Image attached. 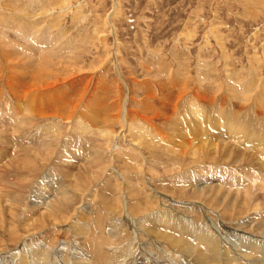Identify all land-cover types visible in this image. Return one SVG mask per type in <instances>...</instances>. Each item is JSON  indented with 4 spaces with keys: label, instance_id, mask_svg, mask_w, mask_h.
Returning a JSON list of instances; mask_svg holds the SVG:
<instances>
[{
    "label": "rangeland",
    "instance_id": "obj_1",
    "mask_svg": "<svg viewBox=\"0 0 264 264\" xmlns=\"http://www.w3.org/2000/svg\"><path fill=\"white\" fill-rule=\"evenodd\" d=\"M119 4L113 35L114 0H0V264L22 248L67 264L61 250L75 246L85 251L76 264H105L96 249L116 264L133 242L141 253L129 264L147 254L166 264L164 248L192 244L264 262V0ZM105 64L88 87L80 71Z\"/></svg>",
    "mask_w": 264,
    "mask_h": 264
},
{
    "label": "bare ground",
    "instance_id": "obj_2",
    "mask_svg": "<svg viewBox=\"0 0 264 264\" xmlns=\"http://www.w3.org/2000/svg\"><path fill=\"white\" fill-rule=\"evenodd\" d=\"M120 14V4H119V0H114V10L110 13V14H108V16H107V18H106V20H105V23L107 24V25H110V27H112L113 28V30H112V33H113V35H116V32H115V26H114V23H113V19L115 18V17H117L118 15ZM120 16V15H119ZM31 26V25H30ZM29 25H28V27H30ZM15 28V27H14ZM18 30V29H17ZM17 30H15V31H17ZM20 30V29H19ZM33 30V27H32V29H31V31ZM21 31V30H20ZM19 31V32H20ZM32 33V32H31ZM21 34V33H20ZM19 34V35H20ZM35 34V33H34ZM103 36H105V35H103ZM102 35H101V40L103 39L102 37H103ZM29 37V36H28ZM37 37V36H36ZM23 38H24V36H23ZM37 38H39V37H37ZM40 39V38H39ZM39 39H37V41H39ZM50 39V38H49ZM8 40V39H7ZM30 40H31V38H30ZM34 40V39H33ZM41 40V39H40ZM45 40V39H44ZM10 41V40H9ZM103 41V40H102ZM118 41V40H117ZM44 42H46V40L44 41ZM56 42V41H55ZM35 43V42H34ZM43 43V42H42ZM41 44V43H40ZM45 44V43H44ZM15 45V44H14ZM42 45V44H41ZM48 45H50V43L48 44ZM53 45H54V43H53ZM38 46V45H37ZM50 47V46H49ZM27 48V47H26ZM29 48V47H28ZM35 48V47H34ZM41 48V47H40ZM51 48V47H50ZM31 50V49H30ZM25 51H26V49H25ZM116 52V51H115ZM39 53V52H38ZM45 53V52H44ZM118 53V52H117ZM19 55V54H18ZM45 56V55H44ZM111 56V55H110ZM113 57H112V59H113V62H116V65H117V69L118 70H120V67H119V65H118V60H119V57H118V55H112ZM33 57V56H32ZM42 58H44L43 56H42ZM111 57H107L105 60L106 61H110L111 59H110ZM7 61V60H6ZM39 61V60H38ZM44 61V59H42V62ZM108 61V62H109ZM112 61V60H111ZM108 62L106 63V64H108ZM106 64L105 65H102V68L101 67H94V68H92L89 72H84V73H82L81 71H80V73L82 74V75H85V76H87L88 75V77H89V85H88V87L89 86H91V83L90 82H94V81H96L98 78H97V76H99V75H97V74H99L101 71H102V69L103 70H105V69H107V66H106ZM120 64V63H119ZM42 65V64H41ZM48 66V65H47ZM42 68V67H41ZM71 69V68H70ZM43 71H44V69H43ZM74 71V73L72 74L74 77H76L77 76V74H79V72L76 70V69H74V70H72V72ZM87 71V70H86ZM6 73V72H5ZM87 74V75H86ZM3 75V74H2ZM14 75V74H13ZM27 75V74H26ZM80 75V74H79ZM72 76V77H73ZM74 77L72 78L73 80H74ZM2 78H0V80H1ZM37 81V80H36ZM35 82V81H34ZM48 82V81H47ZM33 83V82H32ZM10 84V83H9ZM40 83L38 82H36V84L34 85L33 84V86H35L34 88L35 89H37V90H45V88L47 87H50V85L48 86L47 84L48 83H46V85L44 86V84L42 83V85H39ZM11 85V84H10ZM53 85V84H52ZM14 86V85H13ZM241 86V85H240ZM12 87V86H11ZM30 87H32V85L30 86ZM86 87V86H85ZM85 88L86 90L85 91H83V93H82V95H80L81 97H80V100H79V104L77 105L76 104V108L77 107H79L80 106V103H82V102H84L85 100H86V98H87V96H88V94H89V88ZM15 88V87H14ZM17 88H18V86H17ZM28 89H29V87H27ZM34 88H32V89H34ZM46 88V89H47ZM13 89V88H12ZM31 89V90H32ZM189 89V88H188ZM27 90V89H26ZM30 90V91H31ZM27 92V91H26ZM44 92H46V91H44ZM43 92V93H44ZM251 92V91H250ZM41 93H42V91H41ZM26 94V93H25ZM24 94V95H25ZM81 94V93H80ZM183 94V93H182ZM250 94V93H249ZM33 95V94H32ZM87 95V96H86ZM42 96H43V94H42ZM249 96V95H248ZM247 96V97H248ZM130 96H128L127 97V99L125 100V102L123 103V105L124 106H122L123 107V117L122 118H125L126 119V109H127V105H129L128 104V102L130 101L129 98ZM239 98H240V96H238ZM244 99V98H243ZM242 99V100H243ZM246 99V98H245ZM259 99V98H258ZM34 100V99H33ZM179 100V99H178ZM78 101V100H77ZM76 102V101H75ZM68 106H69V104H68ZM32 107V106H31ZM74 108V107H73ZM203 108V107H202ZM198 109H200V108H198ZM198 109H195L194 111H195V113H192L193 115L194 114H199V115H201L200 113H203L202 112V110L203 109H200L201 110V112L198 110ZM44 110V109H43ZM74 112V111H73ZM190 113V112H189ZM119 114V113H118ZM128 115V114H127ZM135 115V114H134ZM148 115V114H147ZM206 115V114H205ZM221 115V114H220ZM118 116V115H117ZM196 116V115H195ZM204 117V116H203ZM149 118V117H148ZM12 119V118H11ZM117 119V118H116ZM193 119V118H192ZM216 119V118H215ZM223 119V118H222ZM142 120V119H141ZM190 120V119H189ZM209 120V119H208ZM119 121H120V119H119ZM136 121V120H135ZM151 121V120H150ZM218 121H220V120H218ZM129 122V121H128ZM131 122V121H130ZM183 122V121H182ZM228 122V121H227ZM135 123V122H134ZM194 123H196V122H194ZM225 123V122H224ZM224 123H222V124H224ZM234 123H235V121H234ZM197 124V123H196ZM209 124V123H208ZM129 125H133V124H130L129 123ZM217 125V124H216ZM227 125V124H226ZM225 125V126H226ZM128 126V125H127ZM135 126V125H134ZM111 127V126H110ZM128 127H130V126H128ZM132 127V126H131ZM130 127V129H133V128H131ZM142 127V126H141ZM200 127V126H199ZM227 127V126H226ZM228 127H229V129H231L232 131V133L235 131V134H237V135H240V133H242V131L241 130H239V129H237L236 127H235V125L234 124H232V123H228ZM239 127H240V125H239ZM135 128V127H134ZM137 128V127H136ZM202 128V130L204 129L203 127H201ZM200 128V129H201ZM112 129V128H111ZM247 129V128H246ZM245 129V130H246ZM140 130H142V132H144L145 130H143V129H140ZM196 130H198V129H196ZM206 130H207V128H206ZM234 130V131H233ZM103 131V130H102ZM108 131V130H107ZM123 131V130H122ZM124 131H125V129H124ZM155 131V133L157 132V130H154ZM153 131V132H154ZM185 131V130H184ZM188 131V130H187ZM209 131V130H208ZM208 131H206V134L205 135H207V132ZM110 132V131H109ZM177 132V131H176ZM204 132V131H203ZM103 133V132H102ZM111 133H112V131H111ZM110 133V134H111ZM171 133V132H170ZM190 133V132H189ZM222 133V132H221ZM243 133H244V131H243ZM105 133H103V135H104ZM106 134H108V132H106ZM105 134V135H106ZM114 134H116V132H114ZM122 134V133H121ZM127 134V133H126ZM130 134V133H129ZM136 134V132L134 133V135ZM146 134V133H145ZM161 134V133H160ZM185 134V133H184ZM202 134V133H201ZM200 134V135H201ZM210 134V133H209ZM234 134V135H235ZM176 135V134H175ZM186 135V134H185ZM198 135V134H197ZM202 135H204V134H202ZM245 135V134H244ZM174 136V135H173ZM220 136H222V135H220ZM219 136V137H220ZM225 136V135H224ZM104 137H106V136H104ZM108 137V136H107ZM124 137V136H123ZM128 137V136H127ZM127 137H125V138H127ZM208 137V136H207ZM240 137H242V136H240ZM113 138V137H112ZM115 138V137H114ZM147 138H150V137H148V135H147ZM146 138V139H147ZM160 138H162V137H160ZM159 138V139H160ZM176 138V137H175ZM201 138V137H200ZM226 138V137H225ZM229 138V137H228ZM124 139V138H123ZM145 139V140H146ZM152 139V138H151ZM181 139V138H180ZM183 139V138H182ZM192 139V138H191ZM190 139V140H191ZM208 139V138H207ZM210 139V138H209ZM215 139H216V137H215ZM214 139V140H215ZM222 139V138H221ZM103 140H104V138H103ZM114 140H116V139H114ZM118 140V139H117ZM132 140V139H131ZM148 140V139H147ZM163 140V139H162ZM173 140V139H172ZM199 140V139H198ZM197 140V141H198ZM218 140V139H217ZM104 141H106V140H104ZM136 141V140H135ZM149 141V140H148ZM176 141V140H175ZM180 141V140H179ZM211 141H213L212 139H211ZM221 141V140H220ZM229 141V140H228ZM110 142V141H109ZM131 142V141H130ZM132 142H134L133 140H132ZM174 142V141H173ZM186 142V141H185ZM196 142V141H195ZM140 143H142L141 141H140ZM175 143V142H174ZM190 144H191V141L189 142ZM194 143V142H193ZM214 143V142H213ZM49 144V143H48ZM109 144V143H108ZM107 144V145H108ZM130 144V143H129ZM135 144V143H134ZM146 144V143H145ZM156 144H157V142H156ZM162 144V143H161ZM179 144H181V143H178L177 145H179ZM195 144V143H194ZM137 145H140V144H138L137 143ZM200 145H202V143L200 144ZM109 146V145H108ZM150 146V145H149ZM164 146V145H163ZM176 146V145H175ZM174 146V147H175ZM182 145H180V147H181ZM218 146V145H217ZM182 147H184V145L182 146ZM214 147V146H213ZM212 147V148H213ZM133 148H136V146L135 147H133ZM170 148V147H169ZM179 148V147H178ZM187 148V147H186ZM45 149H50V148H45ZM138 149V148H137ZM153 149V148H152ZM184 149V148H183ZM194 149V148H193ZM207 149V148H206ZM133 150V149H132ZM140 150V149H139ZM179 150H180V148H179ZM232 150V149H231ZM234 150V149H233ZM233 150H232V152H233ZM47 151V150H46ZM129 151V150H128ZM136 151V150H135ZM182 151V150H181ZM186 151H188V150H186ZM206 151V150H205ZM205 151H203V153L205 152ZM48 152V151H47ZM134 152V151H133ZM182 152H184V150L182 151ZM207 152V151H206ZM209 152V151H208ZM139 153H140V151H139ZM193 153V152H192ZM211 153H213V152H211ZM215 153V152H214ZM216 153H217V151H216ZM112 154V153H111ZM129 154V153H128ZM127 154V155H128ZM207 154H210V153H207ZM218 154V153H217ZM216 154V155H217ZM234 154V153H233ZM232 154V155H233ZM142 155V154H141ZM140 155V156H141ZM213 155V154H212ZM259 155V154H258ZM104 156V155H103ZM143 156V155H142ZM243 156V155H242ZM146 157V156H145ZM186 157V156H185ZM191 157V156H190ZM207 157V156H206ZM232 157V156H231ZM18 158V157H17ZM96 158V157H95ZM94 158V159H95ZM101 158V157H100ZM104 158V157H103ZM193 158V157H192ZM214 158V157H213ZM225 158V157H224ZM239 158H241V157H239ZM238 158V159H239ZM97 159H99V158H97ZM126 159V158H125ZM143 159V158H142ZM148 159V158H147ZM202 159V158H201ZM206 159V158H205ZM220 159V158H219ZM103 160V159H102ZM116 160V159H115ZM215 160V159H214ZM231 160V159H230ZM236 160V159H235ZM243 160V159H242ZM92 161V160H91ZM96 161V160H95ZM110 161L111 160H109V163H110ZM113 161V160H112ZM111 161V162H112ZM141 161H143V160H141ZM216 161V160H215ZM222 161V160H221ZM244 161V160H243ZM246 161H247V159H246ZM98 162H99V160H98ZM115 162V161H114ZM144 162V161H143ZM228 162V161H227ZM251 162H252V160H251ZM94 163V162H93ZM134 163V162H133ZM145 163V162H144ZM163 163V162H162ZM217 163V162H216ZM230 163H231V161H230ZM245 163V162H244ZM247 163V162H246ZM96 164H98V163H96ZM238 164H240V163H238ZM241 164H243V163H241ZM95 165V164H94ZM99 165H100V163H99ZM136 165V164H135ZM261 165V164H260ZM19 166V165H18ZM81 166V165H80ZM83 166V165H82ZM95 166H97V165H95ZM106 166V165H105ZM144 166V165H143ZM244 166V165H243ZM72 167V166H71ZM79 167V166H78ZM77 167V168H78ZM91 167H94V166H91ZM107 167H109V166H107ZM77 168H75V169H77ZM102 168V167H101ZM100 168V169H101ZM105 168V167H104ZM114 168V167H113ZM79 169H81V168H79ZM78 169V170H79ZM85 169V168H84ZM92 169V168H91ZM98 169V168H97ZM96 169V170H97ZM108 169V168H107ZM93 170V169H92ZM95 170V171H96ZM99 170V169H98ZM103 170V169H102ZM76 171V170H75ZM80 171V170H79ZM108 171V170H107ZM75 173V172H74ZM82 173V172H81ZM88 173V172H87ZM91 173V172H90ZM107 173V172H106ZM116 173V172H115ZM71 174V173H70ZM73 174V173H72ZM113 174V173H112ZM76 175V174H75ZM89 175V174H88ZM77 176H78V174H77ZM94 176V175H93ZM71 177V176H70ZM76 177V176H75ZM85 177V176H84ZM72 178V177H71ZM76 178H78V177H76ZM72 179H74V178H72ZM75 180V179H74ZM80 180V179H79ZM83 180V179H82ZM137 180V179H136ZM128 181V180H127ZM88 182V181H87ZM90 182V181H89ZM133 182V181H132ZM139 182V181H138ZM141 182V181H140ZM97 183V182H96ZM150 183V182H149ZM115 184V183H114ZM137 185H139L140 187H142L140 184H137ZM8 186V185H7ZM88 186V185H87ZM122 186V185H121ZM131 186V185H130ZM126 187V186H125ZM133 187H134V185H133ZM139 187V188H140ZM144 187V186H143ZM210 187H211V185H210ZM220 187V186H219ZM256 187V186H255ZM3 188V187H2ZM1 188V189H2ZM9 188L11 189V187H10V185H9ZM89 188V187H88ZM121 188V187H120ZM123 188H124V186H123ZM136 188V187H135ZM138 188V187H137ZM199 188V187H198ZM204 188V187H203ZM202 188V189H203ZM0 189V190H1ZM125 189V188H124ZM141 189V188H140ZM195 189H197V188H195ZM217 189V188H216ZM262 189V188H261ZM13 190V189H12ZM22 190V189H21ZM131 190V189H130ZM6 191V190H5ZM199 191H200V189H199ZM219 191V190H218ZM244 191V190H243ZM1 192H3V191H1ZM15 192V191H14ZM134 192V191H133ZM198 192V191H197ZM196 192V193H197ZM221 192V191H220ZM241 192V191H240ZM262 192H263V190H262ZM195 193V192H194ZM199 193H201V192H199ZM205 193V192H204ZM210 193V192H209ZM231 193V192H230ZM238 193V192H237ZM245 193V192H244ZM1 194V193H0ZM198 194V193H197ZM217 194V193H216ZM142 195V194H141ZM220 195V194H219ZM245 195V194H244ZM260 195V194H259ZM117 196V195H116ZM126 196V195H125ZM207 196V195H206ZM209 196V195H208ZM213 196V195H212ZM256 196V195H255ZM123 197V196H122ZM196 197H197V195H196ZM195 197V198H196ZM225 197V196H224ZM2 198V197H1ZM15 198V197H14ZM114 198V197H113ZM221 198V197H220ZM260 198H263V197H260ZM259 198V199H260ZM115 199H116V197H115ZM205 199H206V197H205ZM204 199V200H205ZM210 199V198H209ZM219 199V198H218ZM225 199V198H224ZM224 199H223V201H224ZM227 199H228V197H227ZM12 200V199H11ZM16 200V199H15ZM117 200V199H116ZM120 200V199H119ZM228 200H230V199H228ZM2 201V200H1ZM52 201V200H51ZM50 201V202H51ZM125 201V200H124ZM195 201V200H194ZM200 201V200H199ZM259 201V200H258ZM258 201H256V203L258 202ZM12 202V201H11ZM53 202V201H52ZM56 201H54V203H55ZM77 202V201H76ZM117 202H119V201H117ZM145 202V201H144ZM206 202V201H205ZM210 202V201H209ZM209 202H207V203H209ZM213 202H216V201H213ZM234 202H236V200L234 201ZM123 203V202H122ZM126 203V202H125ZM124 203V204H125ZM149 203V202H148ZM224 203V202H223ZM237 203V202H236ZM248 203V202H247ZM259 203V202H258ZM262 203V202H261ZM4 204V203H3ZM13 203H11V205H12ZM46 204V203H45ZM121 204V203H120ZM119 204V205H120ZM8 205V204H7ZM10 205V204H9ZM57 205V204H56ZM56 205H53V206H56ZM109 205V204H108ZM123 205V204H122ZM128 205V204H127ZM129 205L131 206V204L129 203ZM151 205V204H150ZM159 205V204H158ZM225 205V204H224ZM261 205V204H260ZM264 205V204H263ZM50 206H51V204H50ZM68 206V205H67ZM136 206H138V205H136ZM223 206V205H222ZM1 207V206H0ZM12 207V206H11ZM38 207V206H37ZM47 207V206H46ZM57 207V206H56ZM126 207H128V206H126ZM242 207V206H241ZM4 208H6V207H4ZM16 208V207H15ZM32 208V207H31ZM48 208H50V207H48ZM53 208V207H52ZM123 208V207H122ZM137 208V207H136ZM235 208H237V207H235ZM260 208H261V206H260ZM1 209V208H0ZM7 209V208H6ZM8 209H9V206H8ZM46 209V208H45ZM51 209V208H50ZM141 209H142V207H141ZM255 209V208H254ZM14 210V209H13ZM20 210V209H19ZM30 211H31V209H29ZM43 210V209H42ZM132 210V209H131ZM136 210V209H135ZM36 211V210H35ZM34 211V212H35ZM139 211V210H138ZM40 212V211H39ZM39 212H37V213H39ZM61 212V211H60ZM131 212V211H130ZM134 212V211H133ZM141 212V211H140ZM36 213V212H35ZM41 213V212H40ZM135 213V212H134ZM142 213V212H141ZM140 213V214H141ZM1 214H3V211H2V213ZM22 214V213H21ZM30 214V213H29ZM31 214H33V213H31ZM45 214V213H44ZM51 214V213H50ZM58 214V213H57ZM57 214H56V216H57ZM62 214V213H61ZM133 214V213H132ZM136 214H137V212H136ZM28 215V214H27ZM55 215V214H54ZM64 215V214H63ZM1 216V215H0ZM22 216V215H21ZM55 216V217H56ZM25 217V216H24ZM125 217V216H124ZM3 218V217H2ZM27 218V217H26ZM32 218V217H31ZM133 218V217H132ZM131 218V219H132ZM33 219H35V217L33 218ZM72 219V218H71ZM218 219V218H217ZM62 220V219H61ZM5 221V220H4ZM28 221H30V220H28ZM63 221V220H62ZM12 222V221H11ZM16 223V222H15ZM34 223V222H33ZM58 223V222H57ZM127 223V222H126ZM131 223V222H130ZM263 223V222H262ZM36 224V223H35ZM45 224V223H44ZM53 224H55V223H53ZM141 224H142V222H141ZM13 225V224H12ZM15 225V224H14ZM47 225V224H46ZM76 225V224H75ZM132 225V224H131ZM145 225V224H144ZM143 225V226H144ZM123 226V225H122ZM142 226V225H141ZM1 227V226H0ZM6 227V226H5ZM12 227V226H11ZM30 227V226H29ZM42 227V226H41ZM101 227V226H100ZM259 227V226H258ZM2 228V227H1ZM4 228V227H3ZM2 228V229H3ZM33 228V227H32ZM79 228V227H78ZM134 228H136V227H134ZM149 228V227H148ZM153 228V227H152ZM12 229V228H11ZM42 229V228H41ZM40 229V230H41ZM46 229V228H45ZM147 229V228H146ZM262 229V228H261ZM7 230V229H6ZM14 230V229H13ZM140 230V229H139ZM39 231V230H38ZM106 231V230H105ZM145 231V230H144ZM147 231V230H146ZM152 231V230H151ZM154 231V230H153ZM15 232H16V228H15ZM64 232V231H63ZM63 232H61V231H59V234L57 235V239L59 238V236L61 235V234H63ZM104 231H101V233H103ZM155 232V231H154ZM157 232H159V230L157 231ZM258 232V231H257ZM261 232H264V231H261ZM8 233V232H7ZM10 233V232H9ZM85 233V232H84ZM105 233V232H104ZM133 233H134V236H136L135 235V232L133 231ZM140 233V232H139ZM156 233V232H155ZM163 233V232H162ZM81 234V233H80ZM125 234V233H124ZM141 234H143V233H141ZM154 234V233H153ZM164 234V233H163ZM264 234V233H263ZM19 235V234H18ZM21 235V234H20ZM93 235V234H92ZM138 235V234H137ZM158 235V234H157ZM168 235H170V234H168ZM2 236V235H1ZM13 236V235H12ZM56 236V235H55ZM104 236V235H103ZM140 236V235H139ZM261 236V235H260ZM10 237V236H9ZM16 237H17V235H16ZM19 237V236H18ZM22 237V236H21ZM91 237V236H90ZM99 237V236H98ZM141 237V236H140ZM4 238V237H3ZM23 238H24V236H23ZM62 238V237H61ZM100 238V237H99ZM128 238V237H127ZM135 238V237H134ZM178 238V237H177ZM264 238V237H263ZM52 239V238H51ZM54 239H55V237H54ZM91 239V238H90ZM116 239V238H115ZM140 239H142V238H140ZM171 239H172V237H171ZM10 240V239H9ZM88 240V239H87ZM166 240V239H165ZM177 240V239H176ZM180 240V239H179ZM43 241V240H42ZM54 241V240H53ZM98 241V240H97ZM107 241V240H106ZM128 241H130V240H128ZM132 241V240H131ZM134 241V240H133ZM138 241H139V239H138ZM178 241V240H177ZM26 242V241H25ZM24 242V243H25ZM45 241H43V243H44ZM77 242V241H76ZM116 242V241H115ZM3 243V242H2ZM12 243V242H11ZM21 243V242H20ZM19 243V244H20ZM40 243V242H39ZM84 243V242H83ZM121 243V242H120ZM134 243V242H133ZM133 243H130V246L127 248V250H125V257H124V259L123 260H118L117 261V263L116 264H129L128 263V261H126V260H128L129 258H136L138 255H140V253H141V251L139 252L138 251V249H139V246H136V245H133ZM9 244H10V242H9ZM23 244V243H22ZM31 244V243H30ZM35 243H33V245H34ZM105 243H103V245H104ZM114 244V243H113ZM124 244H127V243H124ZM139 244V243H138ZM171 244V243H170ZM174 244V243H173ZM185 244V243H184ZM184 244H182V245H184ZM28 245V244H27ZM36 245H38V244H36ZM43 245H46V244H43ZM78 245V244H77ZM89 245V244H88ZM111 245V244H110ZM114 245H116V244H114ZM177 245H179L178 243H177ZM35 246V245H34ZM95 246V245H94ZM124 246V245H123ZM127 246V245H126ZM170 246V245H169ZM168 245H167V247H169ZM186 247V249L185 250H181V249H178V250H181V251H178L176 248H172L171 246L169 247V248H164L163 250H164V252L166 253V252H168L169 253V255L170 256H168L167 254H165L164 253V255L161 257V259H163L164 261L166 260V259H168V260H166V264H209V263H205V262H208L209 261V256L210 255H216L217 256V258H218V261L216 262V264H248L247 262H239V263H234V260H233V257L230 255V254H228V255H224L223 253H224V251L223 250H219V254H216V253H213V254H207L206 252H204V251H202L201 249H199L198 247H195L193 244L191 245V246H188L187 247V245H185ZM24 247V246H23ZM29 247H30V245H29ZM106 247H107V245H106ZM117 247V246H116ZM115 247V248H116ZM182 247V246H181ZM184 247V246H183ZM37 248H39V247H37ZM43 248V247H42ZM49 248V247H48ZM96 248V247H95ZM98 248V247H97ZM101 248V247H100ZM118 248V247H117ZM19 249V248H18ZM33 249V248H32ZM35 249V248H34ZM68 249V248H67ZM113 249H114V246H113ZM30 250V249H29ZM28 250V251H29ZM38 251L40 250V249H37ZM59 250V249H58ZM66 249H64V250H61V253H62V255L64 254V256H67L68 257V261H67V264H76V263H79L78 261H76V263H75V261L73 260V258L71 257V256H80V255H82L85 251H83V249L81 250L80 248H77L76 246L75 247H73V248H71V251H65ZM106 250V249H105ZM162 250V251H163ZM171 250H173V252L171 251ZM18 251V254H16V255H14V256H12L13 258V261H12V263L11 264H61V261H59L60 263H57V262H55V263H53V260L51 261V263L48 261V259H46L47 260V262L46 261H43V258H41V257H39L38 255L36 256L35 254V256H36V259H35V257L33 258V260L31 259V260H29V257H28V254H27V252L22 248V249H20V250H17ZM30 251H32V250H30ZM41 251V250H40ZM95 251V250H94ZM142 251H145L144 249L142 250ZM183 251H185V253H187V254H184V252ZM111 252V251H110ZM34 253V252H33ZM42 253V252H41ZM45 253V252H44ZM59 253V252H58ZM139 253V254H138ZM29 254H31L30 252H29ZM43 254V253H42ZM41 254V255H42ZM50 254V253H49ZM53 254H55V253H53ZM96 254H97V256H98V259H100L99 261H101V262H104L105 264H111V263H109V259L111 258H109L108 260H105L104 261V259L103 258H105V257H103V255H102V252H100L99 250H97L96 249ZM145 254V253H144ZM148 255V257H150L152 260H150V261H148V264H161V262H160V260H158V259H156V258H154L153 256H151V255H149V254H147ZM43 256H45V254H43ZM96 256V257H97ZM200 257L202 260H204V261H201V262H195V261H193V260H190V258H196V257ZM215 256V257H216ZM113 257V256H112ZM120 257H122V256H120ZM188 257H190V258H188ZM246 257L248 258V259H252V260H254L255 258H256V256H254V255H251V254H246ZM65 259V258H64ZM138 259H140V258H138ZM138 259H136V260H133V263L132 264H138L137 263V260ZM6 259L5 258H3V257H1L0 256V262H2V261H5ZM215 260V259H214ZM213 260V261H214ZM261 260L262 261H264V258H261ZM7 261V260H6ZM111 261V260H110ZM126 261V262H125ZM116 262V261H115ZM115 262H114V264H115ZM123 262H125V263H123ZM222 262H225V263H222ZM5 263V262H4ZM210 263H211V261H210ZM257 264H264V262H262V263H259V262H256ZM85 264H90V263H85ZM145 264V263H144Z\"/></svg>",
    "mask_w": 264,
    "mask_h": 264
}]
</instances>
